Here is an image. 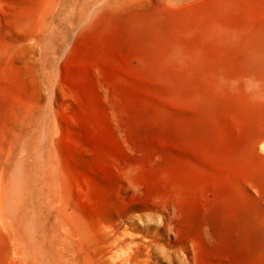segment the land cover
Here are the masks:
<instances>
[{"label":"rangeland","instance_id":"rangeland-1","mask_svg":"<svg viewBox=\"0 0 264 264\" xmlns=\"http://www.w3.org/2000/svg\"><path fill=\"white\" fill-rule=\"evenodd\" d=\"M20 155L0 264H264V0H0Z\"/></svg>","mask_w":264,"mask_h":264},{"label":"bare ground","instance_id":"bare-ground-1","mask_svg":"<svg viewBox=\"0 0 264 264\" xmlns=\"http://www.w3.org/2000/svg\"><path fill=\"white\" fill-rule=\"evenodd\" d=\"M23 162L24 155H20L14 167L10 169L7 179L0 182V214L2 216L14 218L16 215V207L20 200V189L25 181V165ZM29 166L34 167L35 162H31Z\"/></svg>","mask_w":264,"mask_h":264}]
</instances>
